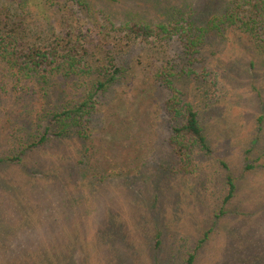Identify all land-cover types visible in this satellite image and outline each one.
<instances>
[{
    "label": "rangeland",
    "instance_id": "rangeland-1",
    "mask_svg": "<svg viewBox=\"0 0 264 264\" xmlns=\"http://www.w3.org/2000/svg\"><path fill=\"white\" fill-rule=\"evenodd\" d=\"M226 2L0 0L19 4L28 44L88 35L122 44L128 67L98 94L90 135L57 138L47 112L79 100L91 81L39 83L0 56V264H189L192 254L191 264H264V52L228 30L195 54L197 73L179 87L211 152L186 172L168 142V90L155 83L163 66L189 62L185 47L121 41L117 31L180 10L207 19Z\"/></svg>",
    "mask_w": 264,
    "mask_h": 264
},
{
    "label": "trees",
    "instance_id": "trees-1",
    "mask_svg": "<svg viewBox=\"0 0 264 264\" xmlns=\"http://www.w3.org/2000/svg\"><path fill=\"white\" fill-rule=\"evenodd\" d=\"M11 8L0 7L1 58L19 74L36 79L39 83L48 84L56 77V81L61 80L64 84L68 79L83 84H88L87 80L91 81V86H87L88 89L79 100L69 105L56 106V109L46 114L51 117L55 126L53 134L57 138L72 135L86 138L90 135V121L97 109L98 94L109 91L128 74L126 50L122 44L118 48L100 40L97 44H90L88 35L82 37L79 34L55 38L48 44H28L25 23L19 20V14H22L19 4ZM204 15L208 18H193L186 11L180 10L168 20L156 22L142 18L130 19L117 28L118 32L125 33L119 38L121 41L129 38L170 42L176 39L185 47L189 62L180 69L174 61L163 66L155 74V83L168 90L164 104L165 112L172 121L168 142L186 172L190 170L195 154L211 152L199 111L186 99L184 91L179 87L182 80H188L197 73L193 67L195 54L208 43L211 36L224 37L228 30L247 35L264 52V0H227L215 13ZM124 45H128V42ZM45 139V136L42 137L41 142ZM227 185L226 199L229 200L236 190L232 176L228 178ZM194 256L192 254L189 258V264Z\"/></svg>",
    "mask_w": 264,
    "mask_h": 264
}]
</instances>
